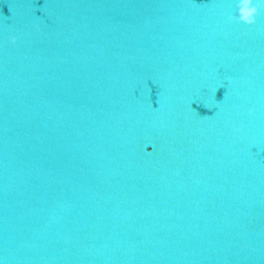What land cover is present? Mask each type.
I'll return each mask as SVG.
<instances>
[{"label": "clouds", "instance_id": "1", "mask_svg": "<svg viewBox=\"0 0 264 264\" xmlns=\"http://www.w3.org/2000/svg\"><path fill=\"white\" fill-rule=\"evenodd\" d=\"M264 11V0H238L236 4V13L228 16L229 22L242 23L246 26H252L256 22L257 16ZM36 31L40 32L39 25L36 26ZM10 41L12 44L17 42L16 36H11ZM248 115L251 117L254 115V109H250ZM233 133L241 131L240 128L229 125Z\"/></svg>", "mask_w": 264, "mask_h": 264}]
</instances>
